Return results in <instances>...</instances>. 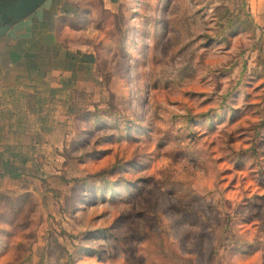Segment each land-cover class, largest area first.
Returning <instances> with one entry per match:
<instances>
[{
    "label": "rangeland",
    "instance_id": "374dc122",
    "mask_svg": "<svg viewBox=\"0 0 264 264\" xmlns=\"http://www.w3.org/2000/svg\"><path fill=\"white\" fill-rule=\"evenodd\" d=\"M59 4L94 58L0 198V264H264V0Z\"/></svg>",
    "mask_w": 264,
    "mask_h": 264
},
{
    "label": "crops",
    "instance_id": "0c3cea01",
    "mask_svg": "<svg viewBox=\"0 0 264 264\" xmlns=\"http://www.w3.org/2000/svg\"><path fill=\"white\" fill-rule=\"evenodd\" d=\"M13 1L17 0H0V9ZM60 7L59 0H44L23 18H4L10 27L0 36L1 195L16 197L24 193H12L11 184L17 179L19 183L31 171L29 156L47 155L38 144L45 139V119L49 118L51 124L59 122L60 92H73L77 78L73 53L80 54L78 61L94 58L76 42L61 36L67 29L80 31L85 27L78 24L82 21L75 20L79 13L76 8L67 14L61 13ZM14 174L18 175L13 177Z\"/></svg>",
    "mask_w": 264,
    "mask_h": 264
},
{
    "label": "water",
    "instance_id": "95a60500",
    "mask_svg": "<svg viewBox=\"0 0 264 264\" xmlns=\"http://www.w3.org/2000/svg\"><path fill=\"white\" fill-rule=\"evenodd\" d=\"M44 0H17L0 9V36L4 35L10 25L4 23L5 17L23 18L35 10Z\"/></svg>",
    "mask_w": 264,
    "mask_h": 264
},
{
    "label": "trees",
    "instance_id": "16d2710c",
    "mask_svg": "<svg viewBox=\"0 0 264 264\" xmlns=\"http://www.w3.org/2000/svg\"><path fill=\"white\" fill-rule=\"evenodd\" d=\"M124 37H126V35L124 36ZM207 37V39H208V41L210 40V39H212L213 38V36H206ZM122 38H123V36H122ZM207 43V42H206ZM124 47V45H122L121 46V51L122 52H124L125 53V49L123 48ZM233 115V114H232ZM115 169H116V167H112V170H114L115 171ZM105 171V170H104ZM103 172V171H102ZM25 193H21V194H19V195H17L16 197H14V198H12V197H10V196H7V199H13V201L15 202V203H19V205L21 204V198H22V196L24 195ZM3 197H5V195H1L0 194V198H3ZM21 207V205L19 206V208Z\"/></svg>",
    "mask_w": 264,
    "mask_h": 264
}]
</instances>
